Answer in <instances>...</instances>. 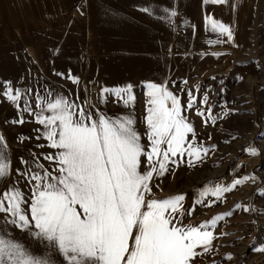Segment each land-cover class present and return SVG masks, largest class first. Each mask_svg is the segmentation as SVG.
I'll list each match as a JSON object with an SVG mask.
<instances>
[{"label": "rangeland", "instance_id": "374dc122", "mask_svg": "<svg viewBox=\"0 0 264 264\" xmlns=\"http://www.w3.org/2000/svg\"><path fill=\"white\" fill-rule=\"evenodd\" d=\"M61 2L63 27L35 31L0 46V134L14 173L0 181V192L17 178L15 169L26 167L21 158L32 161L35 155L39 164L51 170L53 162L43 156L57 151L47 146L41 136L43 126L35 116L21 113L3 95L5 82L27 90L21 108L25 99L35 108L37 95L51 100L59 94L85 109L91 106L93 113L110 117L132 113L142 142L146 139V85L164 83L184 105L183 115L195 129L194 142L209 152L191 165L185 154L164 176H154L153 183L159 188L154 187L153 193L159 197L184 193L183 208H194L185 224L199 225L217 214L232 212L210 228L215 237L212 248L208 252L197 248L200 254L193 264H264V251L256 250L264 246V196L260 193L264 144L252 141L264 127V0H239L232 15L233 0L219 5L211 0ZM166 8L177 13L171 24L164 19ZM212 19L229 26L231 40L213 30ZM127 84L133 86L135 96L131 106L103 91ZM189 93L194 97L191 108L187 107ZM21 115L24 122L14 123ZM249 148L257 153L250 154ZM243 176L256 179L224 193L221 201L209 194L205 201L216 203L208 207L196 203L199 190L227 185ZM238 203L250 210L236 208ZM12 232L25 244L34 245L26 231ZM35 247L40 251L38 244Z\"/></svg>", "mask_w": 264, "mask_h": 264}, {"label": "snow or ice", "instance_id": "6c2138e0", "mask_svg": "<svg viewBox=\"0 0 264 264\" xmlns=\"http://www.w3.org/2000/svg\"><path fill=\"white\" fill-rule=\"evenodd\" d=\"M226 2L211 0L217 5ZM164 13V19L173 23L175 9L166 8ZM211 26L232 39L228 25L212 19ZM132 87L127 84L103 91L131 106L135 100ZM146 87V139L142 142L132 113L117 117L93 113L91 106L85 109L59 94L51 100L37 95L35 108L25 99L21 108L27 90L5 82L3 95L21 113L35 116L43 126L41 136L47 146L57 151L43 156L53 162L51 170L39 164L34 154L32 161L21 158L26 167L15 169L17 178L0 192V264H193L200 254L197 248L211 250L215 237L210 228L231 216V211L199 225L185 224L194 208H183L184 193L166 197L153 193L154 187L159 188L153 183L154 176H164L185 154L189 165L202 160L209 148L194 142L195 129L183 115L184 105L166 84L149 82ZM193 101L189 93L188 108ZM198 114L204 112L198 109ZM13 122L23 123V116ZM248 151L257 153L255 148ZM13 174L10 153L0 134V181ZM249 179L256 177L205 187L199 190L196 203L208 207ZM260 193L264 196V188ZM209 194L216 201L206 202ZM235 207L250 210L239 203ZM13 229L26 231L34 245L22 242ZM256 250L264 251V246Z\"/></svg>", "mask_w": 264, "mask_h": 264}, {"label": "crops", "instance_id": "0c3cea01", "mask_svg": "<svg viewBox=\"0 0 264 264\" xmlns=\"http://www.w3.org/2000/svg\"><path fill=\"white\" fill-rule=\"evenodd\" d=\"M238 4L233 0L231 15ZM64 21L61 0H0V46L35 31L61 28Z\"/></svg>", "mask_w": 264, "mask_h": 264}, {"label": "built area", "instance_id": "2783aa9c", "mask_svg": "<svg viewBox=\"0 0 264 264\" xmlns=\"http://www.w3.org/2000/svg\"><path fill=\"white\" fill-rule=\"evenodd\" d=\"M252 141L258 145L264 144V127H261L256 131L252 138Z\"/></svg>", "mask_w": 264, "mask_h": 264}, {"label": "bare ground", "instance_id": "6f19581e", "mask_svg": "<svg viewBox=\"0 0 264 264\" xmlns=\"http://www.w3.org/2000/svg\"><path fill=\"white\" fill-rule=\"evenodd\" d=\"M242 10H244V6L242 5Z\"/></svg>", "mask_w": 264, "mask_h": 264}]
</instances>
